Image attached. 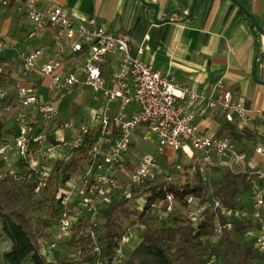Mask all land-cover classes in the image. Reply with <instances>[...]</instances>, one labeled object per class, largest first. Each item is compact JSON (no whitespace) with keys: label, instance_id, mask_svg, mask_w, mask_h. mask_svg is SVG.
<instances>
[{"label":"built area","instance_id":"built-area-1","mask_svg":"<svg viewBox=\"0 0 264 264\" xmlns=\"http://www.w3.org/2000/svg\"><path fill=\"white\" fill-rule=\"evenodd\" d=\"M11 1L0 0V6H8ZM18 9H25L32 24L27 39L47 33L52 44L19 52L13 86H0V104L8 101L5 117L14 127V135L0 145L4 167L16 181L33 182L37 193L47 186L56 165L76 160L83 167L82 176H72L58 192L57 226L49 249L58 247L79 216H84L95 256L89 264H106L92 225L115 200L131 199L134 188L156 180L161 169L158 157L172 149L189 158L187 167L193 171L204 173L211 166L227 164L247 175L251 182L250 206L227 207L218 197L203 204L202 198L189 195L183 200L184 215L197 223L211 206L219 215L256 221L259 232L255 246L264 262V165L249 166L247 151L231 138L203 132L190 109L203 101L202 114L220 111L226 122L241 129L254 128L258 121L264 127V112L254 111L237 98L224 76L194 91L164 75L133 54L130 34H114L95 17L76 23L59 5L39 8L24 2ZM4 48L0 42V55ZM113 52H120L122 58L118 69L107 74L108 57ZM70 58L77 60L68 65ZM89 97L99 104L93 113L94 123L85 122L79 114L61 118V103L75 101L80 105ZM132 106L136 107L134 111ZM140 126L157 136L158 146L155 152L138 156L129 171L133 134ZM85 145L86 150L81 152ZM254 153L264 160V143L257 144ZM183 167L177 165L178 169ZM177 205L174 195L167 194L152 201L150 209L162 223L175 213ZM216 231L221 233L218 222ZM250 234V229L245 231V235ZM81 253L77 248L74 256ZM118 254H122L121 248Z\"/></svg>","mask_w":264,"mask_h":264},{"label":"crops","instance_id":"crops-1","mask_svg":"<svg viewBox=\"0 0 264 264\" xmlns=\"http://www.w3.org/2000/svg\"><path fill=\"white\" fill-rule=\"evenodd\" d=\"M24 1L39 8L59 5L73 17L76 23H83L87 18L95 17L100 25L114 34L130 33L133 38L134 55H138L164 75H170L185 83L194 91H201L206 82H213L218 77L224 76L227 85L237 98L244 100L254 111L264 112V58L258 60L256 67V75L261 82L255 80L251 74L256 55L264 50V36L258 38L245 19L246 13L232 0H213L204 21H201V18L185 21L181 14L175 12L187 8L192 0H149L159 4L160 20L168 17L170 20L161 24H156L153 20L145 27H137L138 19L150 17L151 11L145 8L140 0H12L11 3L14 5L10 3L8 6H0V42L5 46L2 51L3 57H9V53L26 52L35 47L52 44L47 33L27 39L32 24L26 16L25 9H18ZM199 1L197 0V3ZM242 1L248 2L251 14L258 19L264 29V0ZM50 53L53 54L54 50H50ZM121 58L120 52L109 55L105 69L107 74L118 69ZM76 60L70 58L67 64L71 65ZM15 67L16 62L7 70L10 71L13 81ZM13 83L9 82L8 86H13ZM67 102L68 107H66ZM74 102L64 101L60 104L61 114L63 112L69 115L61 118H74L79 114L85 122L94 123L93 113L95 109H99V104L93 102L91 97L80 102V105L83 103L82 107ZM203 104V101H200L190 109L195 114L196 123L206 134L221 135L222 127L226 123L221 112L212 111L202 114ZM135 109V106L131 107L132 111ZM144 129L152 133L146 126H140L136 131L141 132ZM250 130L254 132L255 139L236 141V144L247 151L249 166H263L264 160L254 153L255 146L264 143V127L261 121L256 122L255 127ZM136 131L133 134L130 157L131 162L135 160V163L138 158L133 159V156L137 154L136 150L140 143ZM152 134L156 137L158 146V138L154 133ZM157 146L153 151L143 153H153ZM163 157H168L169 162H176L177 165L187 166L190 162L186 155L172 149H168ZM182 157L186 159L184 162L177 161ZM227 166L230 167L227 164L214 165L203 174L205 176L209 170L223 171ZM186 171L188 179H192L198 172L190 168ZM246 194L247 197L242 195L239 200L243 205L250 206V194L249 192ZM252 222L251 234L245 236L249 245H254L255 237L259 232V225L256 221Z\"/></svg>","mask_w":264,"mask_h":264},{"label":"trees","instance_id":"trees-1","mask_svg":"<svg viewBox=\"0 0 264 264\" xmlns=\"http://www.w3.org/2000/svg\"><path fill=\"white\" fill-rule=\"evenodd\" d=\"M238 1L250 11L248 2ZM192 2L193 0L187 8L181 11L188 12ZM212 2L213 0H200L193 15L185 21L197 18L204 21ZM145 8L151 11V15L148 18H139L137 27H145L154 20V10L147 6ZM182 19L184 18L182 17ZM245 19L258 38H263V35L253 24L251 17L246 14ZM256 20L262 27L257 18ZM10 61L11 57L0 55L1 63ZM9 82L10 84L14 82L10 71L4 73L0 69V86L9 87ZM7 102L4 100L0 104L3 110ZM222 134L235 142L255 139V134L250 129H241L229 122L224 123ZM13 135L12 120L8 119L6 123L0 121V145ZM86 148V145L82 147L81 152H84ZM79 168L76 160L56 165L58 186L60 181L63 183L69 180ZM250 187L251 182L244 172L238 169H228L222 175L221 180L214 184L213 188L209 187V181L199 171L194 174L192 179L187 178L184 182L167 177L163 181L156 179L134 188L133 196L144 200L142 209L136 207L130 210L125 207L129 201L128 198L124 201L115 200L101 211L98 223L92 225L102 247V259L106 264H264L262 255L255 246V240L254 245L247 244L245 240V231L252 227L253 220L228 218L219 215L211 206H207L203 217L197 223L187 219L184 213L178 211L177 208L167 222L159 223L150 209L152 201L166 197L167 194H173L178 205L182 207L185 205L183 200L189 195L202 198L203 204H208L213 198L218 197L227 207H243L245 205L239 200V197L249 192ZM210 188L212 189L210 190ZM59 190L60 187L57 188L50 206L55 223L51 224L49 220H44V227L36 228L34 217L29 215L30 205H23L25 197L30 199L37 193L35 192V185L27 179L16 181L14 176L7 173L0 157V232L10 241V248L2 254L1 264H89L94 260L95 256L90 248L92 239L85 231L87 223L84 216H79L72 231L67 236V240L65 239L82 249L80 262L60 260L55 258L56 255H53V259L49 260L40 252L39 239L44 234L43 229L49 226L50 228L57 226ZM120 215L135 217L130 222L131 227L137 224L144 226L140 242L125 262L120 260L118 254L126 234L117 221ZM217 222L221 226L220 234H217L216 231ZM228 224H231V227H228ZM55 231L56 228L53 227L49 231L51 240ZM65 240L60 244H63ZM51 250L53 253L56 248ZM211 260L213 261L211 262Z\"/></svg>","mask_w":264,"mask_h":264},{"label":"rangeland","instance_id":"rangeland-1","mask_svg":"<svg viewBox=\"0 0 264 264\" xmlns=\"http://www.w3.org/2000/svg\"><path fill=\"white\" fill-rule=\"evenodd\" d=\"M9 57H11L10 62L6 63H1L0 62V69L6 73L7 70L10 69V66H13V63L18 60V53H9ZM3 87H6L5 85H2ZM68 102L66 103V107H68ZM83 104V103H82ZM81 104V105H82ZM80 105V106H81ZM83 106V105H82ZM81 106V107H82ZM80 107V108H81ZM79 109V107H78ZM5 111L0 107V121H3L4 123L8 122V116H4ZM61 116L64 117H69L68 113H63ZM140 131V130H139ZM136 131V134L139 135L140 143L137 147L138 151L135 156H133V159L138 158L141 153L145 151H153L156 146H157V139L156 137L148 132L147 129L142 130L141 132ZM159 164L161 166L159 175L157 177V180L163 181L167 177H172L173 180L176 181H181L184 182L187 179L188 172L186 171L188 169L187 166L185 168L183 167L182 169L177 168V163L172 161L169 162L168 157H163L159 156L158 157ZM186 159L182 157L181 159H177L179 162H184ZM83 163V160H81ZM134 162L129 164V171L132 170V167L134 166ZM225 169L222 171V169L218 172H213V171H208L209 173L205 174L206 179L209 181V187H214V184L219 182L221 180L222 175L224 172L228 169H234L231 167H224ZM56 171L54 170L52 173V176L50 177L47 186L40 191L39 193H36L35 195L32 196V198L28 199L27 197L24 198L23 200V205L29 206L30 205V210H29V215L34 217V224L36 228H43L44 225V220H49L51 224H54V214L52 213L51 210V203L53 201V196L56 193V190L58 187L61 189L64 188V185L62 181L59 182V186L57 183V178H56ZM128 173V172H127ZM83 174V167L78 169L76 173H74L72 176L75 179H78L81 177ZM168 174V175H167ZM126 176V174H125ZM124 176V182L126 183V177ZM185 177V178H184ZM191 177V176H190ZM191 179V178H189ZM124 183V184H125ZM210 188V190L212 189ZM243 197H247V194L243 195ZM125 199H121L120 201H124ZM144 204L143 198H136L132 197L129 199V201L125 204V207H128V209L133 210L136 207H142ZM178 211H182L184 213V209L182 206L177 205ZM135 219V217H126L124 215H120L119 218H117V221L121 225V229L126 232L125 238L126 240H123L121 244V250L122 254L119 256L120 260L122 262H125L132 250L138 245V243L141 240V234L143 230V226L141 224H137L135 226H130L131 220ZM54 229L56 228L55 226H52ZM52 227H45L43 229L44 234L42 237L39 239V249L40 252L46 256L49 260L53 259V255H56L55 258H59L60 260H65V261H70V260H75L77 262H80L82 257L81 256H74V252L77 249L76 244H71L68 241L65 240L63 244H60L59 247H56L55 252H51L52 250L49 249V245L51 243V235H49V231L52 229ZM246 236V235H245ZM10 248V241L0 232V264L2 262V254L6 252ZM83 264V263H81Z\"/></svg>","mask_w":264,"mask_h":264},{"label":"water","instance_id":"water-1","mask_svg":"<svg viewBox=\"0 0 264 264\" xmlns=\"http://www.w3.org/2000/svg\"><path fill=\"white\" fill-rule=\"evenodd\" d=\"M141 3L147 7H150L154 10V15H153V19H154V22L156 24H161L163 22H167L170 20V17H168L167 19L165 20H160L158 18V14H159V4L156 3V2H152V1H148V0H140ZM234 2L237 3V5L240 7V9L242 11H244L248 16L251 17L252 19V22L253 24L258 28L259 32L264 36V29L258 24L256 18L251 14V12L245 7V5L241 2H239L238 0H232ZM196 3H197V0H193V3L189 9V11L186 13V12H183L181 10H175L176 13H179L183 16L184 19H188L189 17H191L193 15V12H194V9H195V6H196ZM264 58V50L262 52H259L256 57H255V60H254V65H253V69H252V76L255 80L261 82L258 78H257V75H256V67H257V63H258V60L259 59H262Z\"/></svg>","mask_w":264,"mask_h":264}]
</instances>
